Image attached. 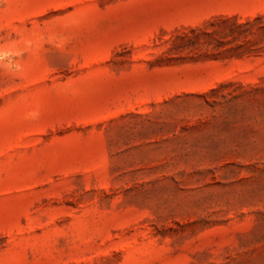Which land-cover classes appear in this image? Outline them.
<instances>
[{"label": "rangeland", "instance_id": "rangeland-1", "mask_svg": "<svg viewBox=\"0 0 264 264\" xmlns=\"http://www.w3.org/2000/svg\"><path fill=\"white\" fill-rule=\"evenodd\" d=\"M0 264H264V0H0Z\"/></svg>", "mask_w": 264, "mask_h": 264}]
</instances>
